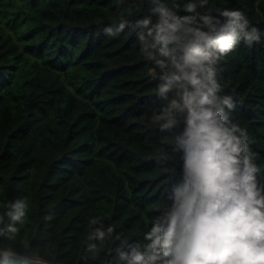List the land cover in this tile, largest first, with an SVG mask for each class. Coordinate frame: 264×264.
Returning a JSON list of instances; mask_svg holds the SVG:
<instances>
[{
  "label": "trees",
  "instance_id": "trees-1",
  "mask_svg": "<svg viewBox=\"0 0 264 264\" xmlns=\"http://www.w3.org/2000/svg\"><path fill=\"white\" fill-rule=\"evenodd\" d=\"M189 2L198 0H0V229L12 223V203L27 204L18 233L0 235V250L51 264H125L116 249L142 242L170 203L180 162L172 133L151 119L167 102L136 21L155 22L157 3L186 15ZM224 8L259 36L242 38L215 67L220 94L234 105L225 112L246 131L264 182V0H208L197 11ZM108 225L114 232L103 242L87 239Z\"/></svg>",
  "mask_w": 264,
  "mask_h": 264
},
{
  "label": "clouds",
  "instance_id": "clouds-1",
  "mask_svg": "<svg viewBox=\"0 0 264 264\" xmlns=\"http://www.w3.org/2000/svg\"><path fill=\"white\" fill-rule=\"evenodd\" d=\"M207 4L189 2L183 6L188 14L179 15L157 3L151 9L155 22L150 16L136 21L142 29V55L161 70L156 93L167 102L151 119L160 131L172 133L169 143L179 154L180 180L172 185L166 195L170 203L150 221L142 242L127 252L116 249L125 264H264V182L246 131L225 112L234 105L230 96L220 94L215 67L242 38L251 43L259 36L245 31L248 20L239 11H197ZM124 26L122 21L116 31ZM157 157L166 165V152ZM10 208L6 215L12 223L0 229V235L9 238L19 231L15 225L24 222L27 204L16 200ZM95 223L97 217L89 219ZM113 232L112 225L96 228L87 239L103 242ZM88 250L95 254L97 245L89 244ZM12 259L24 264L19 254L0 251V264H12Z\"/></svg>",
  "mask_w": 264,
  "mask_h": 264
},
{
  "label": "water",
  "instance_id": "water-1",
  "mask_svg": "<svg viewBox=\"0 0 264 264\" xmlns=\"http://www.w3.org/2000/svg\"><path fill=\"white\" fill-rule=\"evenodd\" d=\"M0 251H3V250H0ZM19 256L24 259V264H51V263L46 262L44 260L32 259V258L26 257L24 255H20V254H19ZM12 264H20V262L15 260V259H12Z\"/></svg>",
  "mask_w": 264,
  "mask_h": 264
},
{
  "label": "built area",
  "instance_id": "built-area-1",
  "mask_svg": "<svg viewBox=\"0 0 264 264\" xmlns=\"http://www.w3.org/2000/svg\"><path fill=\"white\" fill-rule=\"evenodd\" d=\"M154 78H156L157 77V74H155V76H153Z\"/></svg>",
  "mask_w": 264,
  "mask_h": 264
}]
</instances>
